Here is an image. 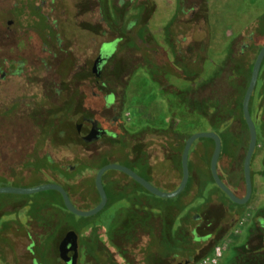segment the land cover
Returning a JSON list of instances; mask_svg holds the SVG:
<instances>
[{"label":"flooded vegetation","instance_id":"af4514ba","mask_svg":"<svg viewBox=\"0 0 264 264\" xmlns=\"http://www.w3.org/2000/svg\"><path fill=\"white\" fill-rule=\"evenodd\" d=\"M38 1L36 8L44 14H55L56 19L66 21L55 23L54 35L49 41L43 40L38 36L40 27L26 24L21 30L15 20L16 13L26 5L19 0L11 13L14 18L0 21V124L16 123L21 110L52 104L54 93L62 106L82 109L79 120H85L77 126V132L83 139L91 133L92 123L88 120L97 123L101 134L89 144L109 138V164L128 167L155 187L175 191L181 183L179 134L175 131L180 129V110L207 104L206 99L185 100L183 94L206 92L215 64L226 56L225 48L218 56L212 54L205 0H173L168 19L156 26L151 16L159 9L158 0H83L74 14L57 12V0ZM106 7L115 18L129 17L119 25L124 33L121 39L101 40V11ZM263 17L254 18L241 31L247 33ZM130 23L134 26L124 30ZM113 27L116 25H108L110 32ZM137 35L141 40L135 44L139 43L142 52L121 72L116 68L121 47L137 41ZM116 41L114 51L103 52L102 47ZM57 50L63 52L59 59ZM188 52L199 53V58L189 63V71L182 68V59L189 56ZM58 68L63 72L59 73ZM138 70L149 76L158 102L171 112L166 126L146 121L135 129L129 127V85ZM171 126L173 132L163 138L159 131ZM32 136L25 132L0 133V188L29 189L56 183L66 190L78 210L98 206L101 196L95 179L99 170L94 176L90 170L80 168L62 182L35 180V172L29 167L42 150L37 148L36 136ZM200 140L190 151L192 171L181 193L186 194L168 218L162 202L150 206L154 199L150 200L146 189L148 193L127 196L128 188L141 185L120 170L104 174L107 204L91 217L71 212L56 190L0 194V264H73L63 258L65 248H78L75 264H264V179L259 174L262 160L261 169L254 170L255 153L250 199L236 203L214 180L211 143ZM247 150L222 148L217 166L220 179L239 199L247 195ZM24 162L29 167H22ZM71 169L75 171V167ZM256 176L263 185L262 192L256 190ZM257 194L263 198L254 203ZM138 221L143 226L140 243H125L121 232ZM237 228V234L232 236ZM166 238L172 246L165 245ZM85 248H93L92 257L85 255Z\"/></svg>","mask_w":264,"mask_h":264},{"label":"rangeland","instance_id":"374dc122","mask_svg":"<svg viewBox=\"0 0 264 264\" xmlns=\"http://www.w3.org/2000/svg\"><path fill=\"white\" fill-rule=\"evenodd\" d=\"M17 1L18 0H0V21L6 22L7 20L14 18L11 13L14 11L13 6ZM19 1L24 2L26 0ZM80 1L83 0H64V2H62V0H57V12L67 10L69 13L71 12L74 14L77 8L80 7ZM158 2L159 9L155 10L153 12V16H151V20L155 26L168 19V16L172 11L173 0H158ZM37 3H39L38 0H27L26 9L22 8L21 10H23V12L21 11L16 13L17 16L15 17V20L19 22L21 30H23L22 26H25L26 24L40 27L37 29L41 36L39 34L38 36L42 37L43 40L49 41L50 35H54V24L58 22L63 23L66 21V18L56 19L55 14L47 16L40 11V9L36 8ZM208 6L209 22L211 26V50L214 57L218 56L223 48H226V45L231 37L240 32L245 33L244 31H241L243 26L252 24V20H254V18L256 19L257 17L264 15V0H208ZM115 7L116 10H119L117 4ZM88 12V10L84 12L85 17L88 16ZM103 12L104 10L102 9L100 24L102 42L122 37V33H114V31L110 32L108 28V25L112 26L115 24L117 18L112 15V12L110 14L107 13L104 15L105 22L103 20ZM60 16L61 15L58 17ZM123 16L124 22L127 21L129 17L125 15ZM133 26L134 24L130 23L125 26L124 30H128ZM41 29H43V31L45 30V32L47 30V33H43ZM38 42H41V39H38ZM116 44L117 41L111 45H106V48L114 51ZM121 49L124 52L119 55L120 57L118 58L119 60L116 64V68L122 72L127 69V62H129L128 59L132 62L134 55H126V46H123ZM57 51V59H59L63 52L61 50ZM58 70L59 73L63 72L59 68ZM149 83H151L149 76H147V74L142 70H138L133 74V78L131 79L129 85V104L126 110L129 127L133 129L136 128L137 124L144 123L146 121L152 122L157 126H166L169 121L171 112L161 102H158L156 89H154ZM58 101L59 99L57 98L52 101V104L36 107L33 110H21L19 116H17L14 120L16 123L3 122L0 124V133H32V135H35L36 138L40 135V141L42 143L43 138L50 132L51 129L54 140L57 144L78 149L80 151H89L90 155L94 158L100 156L101 152L109 149L110 140L108 137L102 138L95 144H89L86 142L85 139H83L77 132V126L80 124L79 117L82 109H72L62 106ZM259 105L258 91H256L252 106V116L259 132L256 157L253 164L254 170L256 171L261 169V160L264 154V138L261 136L259 129ZM29 111L31 113L30 115L28 114ZM18 119H20V121H18ZM235 125H237V128H240V130H245L243 123L239 119L235 121ZM179 128L188 134L211 130L208 121L205 118L197 116L196 114L190 115L187 113H180ZM255 181L257 192H262L263 185L258 176H256ZM44 193L45 192H41L39 194ZM148 195H150V200L155 199L156 197L150 193H148ZM261 197L262 196L257 194L253 202H259ZM237 231L238 228L233 232L232 236H235Z\"/></svg>","mask_w":264,"mask_h":264},{"label":"trees","instance_id":"16d2710c","mask_svg":"<svg viewBox=\"0 0 264 264\" xmlns=\"http://www.w3.org/2000/svg\"><path fill=\"white\" fill-rule=\"evenodd\" d=\"M27 2V0L25 1ZM205 16L208 26V39H211V26L209 22V6L208 0H205ZM106 2H104V6ZM27 4L24 6L26 9ZM104 10V15L107 13H111V10L106 7ZM23 12V11H22ZM105 21V18H104ZM124 21V16L121 18H117L115 21L116 27H113L114 33H123V29L120 28V23ZM106 22V21H105ZM107 24V23H106ZM118 31V32H117ZM124 35V33L122 34ZM1 37V34H0ZM121 39V38H120ZM135 42H132L129 46H126L127 56L134 55L132 62L128 59L127 65L131 66L134 60L139 57V54L142 52L141 47L136 45L135 43L141 40V36L137 35ZM264 45V17L259 20L256 26L249 28L247 33H238L231 37L226 45V56L224 60L220 64H215L214 70H212L211 76L209 80L206 82L207 91H199L195 95L193 93H185L183 94V98L185 100L193 99L196 102H200L204 99L207 100L206 107H197V108H182L180 113L187 114H196L202 118H205L208 121V124L211 130L218 132L220 137L222 138L223 148H239L242 150H247L250 135L247 124L245 122L242 104L243 98L245 96L250 75L252 73V69L256 58ZM122 48V47H121ZM103 52H109L106 47H102ZM120 54L124 51L120 50ZM189 56L184 60L185 63L182 64V68L189 71V63L194 59L199 58V53L191 54L188 52ZM128 58V57H127ZM196 68L198 66L196 65ZM198 77L200 75V70L197 69ZM258 91L259 98V129L260 134L264 138V62L261 68V73L259 77L258 86L256 88ZM255 91V92H256ZM54 92V90H53ZM254 92V95H255ZM195 96V99L193 98ZM254 95L251 100V113L252 106L254 101ZM52 98H54V93H52ZM203 104V103H202ZM1 111V109H0ZM1 114V112H0ZM240 120L245 127V130H240L235 125L236 120ZM54 129V128H53ZM174 126H171L167 130L159 131L165 138V135L171 134L173 132ZM176 133L179 134V181L182 179V154L187 140L190 138L192 134H188L181 129L175 130ZM40 135L37 136V148H41L38 151L37 155L34 159L33 164L29 167L28 162H24L22 167L28 166L31 171L35 172V180L37 182L43 181H56L62 182L66 179L69 174H76V170L80 168H86L90 170L91 173L95 176L97 171L100 170L103 166L109 164V149L101 152L100 156L94 158L90 155L89 151L82 150L78 153L73 151L71 148L66 147L64 145L57 144L54 140L53 134L50 132L43 138V142L40 141ZM200 141L211 143V150L214 149V142L211 139H202ZM160 145H164L162 140H159ZM95 144V143H93ZM196 147V143L192 147V150ZM154 148V147H152ZM165 150V146H163ZM167 150V149H166ZM170 150L172 148L170 146ZM192 152V151H191ZM192 162L190 161V166ZM262 170L259 172L262 179H264V157L262 159ZM75 167V171L71 168ZM192 171V167L190 169ZM172 175V173H171ZM73 187V186H72ZM168 191L167 189H163V191ZM143 191H146L141 186L128 188L126 191V195L129 197H134L142 194ZM147 192V191H146ZM148 193V192H147ZM186 194V191L173 199H162L155 197L154 201H150V206L157 205L156 201L163 203L164 213L166 218L170 216L172 210L176 208L180 202H182V198ZM150 196V195H149ZM140 211V210H138ZM171 217V216H170ZM142 221L135 222L132 227L121 232L122 240L124 242L129 243H140L141 239V228L143 227L141 224ZM166 246H172V242L170 239H165ZM170 249L173 248H165ZM85 255L92 257L93 256V248H85Z\"/></svg>","mask_w":264,"mask_h":264},{"label":"water","instance_id":"95a60500","mask_svg":"<svg viewBox=\"0 0 264 264\" xmlns=\"http://www.w3.org/2000/svg\"><path fill=\"white\" fill-rule=\"evenodd\" d=\"M264 62V45L261 48L256 61L254 63L252 73L250 75L249 84L245 93V96L243 98V104H242V111L243 116L245 119V122L247 124L249 135H250V141L248 145L247 154L245 157L244 162V172H245V180H246V186H247V195L244 199H239L224 183L219 177L218 174V162L219 158L222 152L223 148V142L222 138L218 134V132L214 130L210 131H199L193 133L190 138L187 140L183 154H182V180L179 185V187L175 191H163L157 187H155L152 183H150L145 178L141 177L139 174H137L135 171L129 169L128 167L118 165V164H108L103 166L97 173L95 184L97 187V190L101 196V202L98 206H96L94 209L89 211H81L78 210L71 202L68 193L64 188H62L60 185L56 183H47L41 186H37L34 188L29 189H19V188H12V187H3L0 188V194H7V193H14V194H34L39 193L43 191H49V190H56L61 193L63 196L64 202L68 209L76 213L78 215L84 216V217H91L93 215L98 214L101 212L106 204H107V193L105 191L104 185H103V176L104 174L109 170H120L133 178L138 184H140L144 189H146L149 193L160 197L164 199H173L177 196H179L184 189L187 187L189 177H190V169H189V155L190 151L194 145V143L200 139H211L215 143V148L213 152V156L211 159V170L214 177V180L218 184V186L228 194V196L236 203H246L252 194L253 189V181H252V174H251V165L253 157L257 150L258 145V137L259 132L257 125L253 119L252 113H251V100L254 95V92L256 91V88L258 86L259 77L261 73V68ZM85 119L80 118V122L82 123ZM90 123H92V129L91 133L85 137V141L88 143H91L93 141H96L101 134V130L97 126V123H95L92 119L88 120ZM76 245V244H74ZM63 258L67 261H73V264H75L78 260V248H65L63 250Z\"/></svg>","mask_w":264,"mask_h":264}]
</instances>
